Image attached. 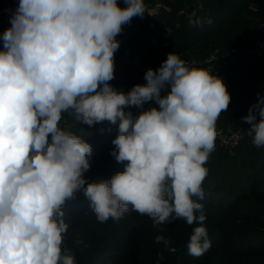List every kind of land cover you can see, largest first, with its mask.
<instances>
[{"label": "clouds", "instance_id": "9594fccd", "mask_svg": "<svg viewBox=\"0 0 264 264\" xmlns=\"http://www.w3.org/2000/svg\"><path fill=\"white\" fill-rule=\"evenodd\" d=\"M19 0L0 37V264H75L63 248L66 201L83 192L99 222L131 210L161 226L193 229L189 255L211 248L202 183L215 150L216 121L231 96L222 78L170 52L157 70L125 93L114 78L116 39L145 13L144 0ZM198 26L200 19H190ZM211 24L212 20L208 19ZM170 86L167 95L162 90ZM247 116L248 134L264 147V96ZM155 101L138 116L128 106ZM65 113L89 126L118 123L111 155L127 162L109 180L88 182L92 147L60 127ZM257 116L260 117L257 122ZM167 247L169 241L156 236ZM163 255L159 256V260Z\"/></svg>", "mask_w": 264, "mask_h": 264}, {"label": "trees", "instance_id": "16d2710c", "mask_svg": "<svg viewBox=\"0 0 264 264\" xmlns=\"http://www.w3.org/2000/svg\"><path fill=\"white\" fill-rule=\"evenodd\" d=\"M117 2L125 6L124 0ZM159 3L160 11L151 15L148 9ZM18 5L19 0H0V37L11 27ZM144 5L143 16L133 17L116 37L119 48L114 54V62L127 53L138 54L140 60L115 63L111 86L127 93L143 85L141 73L156 70L173 52L190 67L210 69L225 83L231 101L217 119L216 130L244 122L257 94L264 96V54L251 51L256 40L264 39V0H144ZM190 19L202 23L192 26ZM233 47L246 52H230ZM169 91L166 86L161 96ZM153 107L159 105L149 101L125 111L135 117ZM60 127L91 145L90 169L84 173L88 182L109 180L124 170L127 162L119 163L110 154L118 123L89 126L65 113ZM205 166L209 171L202 183L204 198L193 197L203 206V226L211 240L202 256L189 255L187 247L194 227L200 225L181 219L154 227L151 218L133 212L131 206L119 220L101 223L83 192L62 207L68 225L62 247L75 255V264H264V147L252 143L248 130L232 151L218 146L216 139ZM158 235L169 241L167 247L155 241Z\"/></svg>", "mask_w": 264, "mask_h": 264}, {"label": "built area", "instance_id": "2783aa9c", "mask_svg": "<svg viewBox=\"0 0 264 264\" xmlns=\"http://www.w3.org/2000/svg\"><path fill=\"white\" fill-rule=\"evenodd\" d=\"M4 50L3 41L0 39V51ZM240 51L237 47L231 48L230 52H238ZM253 53L257 55L264 54V39H258L255 41L254 47L251 50ZM246 50H241L240 53H244ZM211 60V59H209ZM211 72V70H208ZM217 74V73H216ZM260 86H264V80L260 82ZM248 123L242 122L238 125H229L226 128H219L217 130V142L218 146L222 147L226 151H232L236 148V146L240 143V141L244 138L248 128Z\"/></svg>", "mask_w": 264, "mask_h": 264}, {"label": "rangeland", "instance_id": "374dc122", "mask_svg": "<svg viewBox=\"0 0 264 264\" xmlns=\"http://www.w3.org/2000/svg\"><path fill=\"white\" fill-rule=\"evenodd\" d=\"M158 3V2H157ZM161 6V4L159 3V5L155 4V5H152L149 9H148V12L152 15V14H155L156 12H159V7ZM140 60V57L138 54L136 53H127L124 57H123V60L122 61H119V62H114L116 64H121L122 62L124 61H129V62H135V63H138ZM188 65H191V63H189ZM158 69V68H157ZM156 69V70H157ZM142 77H140V83H142L143 85L146 84V80L144 79V75L145 74H142ZM135 75H132V77H134ZM258 118V116H257ZM249 128H250V125H249Z\"/></svg>", "mask_w": 264, "mask_h": 264}]
</instances>
